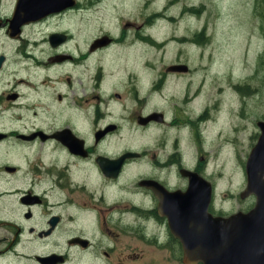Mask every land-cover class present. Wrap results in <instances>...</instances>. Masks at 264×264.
Returning <instances> with one entry per match:
<instances>
[{"label":"flooded vegetation","instance_id":"flooded-vegetation-1","mask_svg":"<svg viewBox=\"0 0 264 264\" xmlns=\"http://www.w3.org/2000/svg\"><path fill=\"white\" fill-rule=\"evenodd\" d=\"M98 1L0 0V264H189L167 218L186 190L207 183V212L227 215L204 156L181 147L203 142L208 107L194 112L190 85L166 89L190 67L130 68V47H162L153 15L83 32ZM135 132L141 147L125 142Z\"/></svg>","mask_w":264,"mask_h":264},{"label":"rangeland","instance_id":"rangeland-1","mask_svg":"<svg viewBox=\"0 0 264 264\" xmlns=\"http://www.w3.org/2000/svg\"><path fill=\"white\" fill-rule=\"evenodd\" d=\"M151 14L150 32L158 33L161 49L130 47L124 62L138 69L135 66L144 59L158 69L178 57L185 60L189 74L172 82L168 77L167 92H179L180 97L184 87L192 86L197 93L190 105L194 112L207 106L209 119L207 129L199 127L201 132L205 129L203 142L189 133L186 138L182 135L181 147L194 160L204 156L209 173L226 194L223 210L233 213L244 208L237 195L245 183L244 162L257 132L255 121L264 118V0H99L93 4V24L83 32H90L92 25L93 33L101 32L100 26L114 27L108 22L145 19ZM201 31L199 43L195 35ZM148 78L145 68L142 86ZM146 97L153 104L154 96ZM136 133L125 140L135 148L141 147ZM159 137L153 129L144 142L156 147Z\"/></svg>","mask_w":264,"mask_h":264},{"label":"water","instance_id":"water-1","mask_svg":"<svg viewBox=\"0 0 264 264\" xmlns=\"http://www.w3.org/2000/svg\"><path fill=\"white\" fill-rule=\"evenodd\" d=\"M255 125L258 134L245 158V183L239 194L240 198L252 195V207L213 216L207 212L210 188L204 183L202 194L192 195L187 189L181 201L186 208L177 207L175 219L167 217L172 235L181 243L185 263L264 264V120L255 121Z\"/></svg>","mask_w":264,"mask_h":264},{"label":"trees","instance_id":"trees-1","mask_svg":"<svg viewBox=\"0 0 264 264\" xmlns=\"http://www.w3.org/2000/svg\"><path fill=\"white\" fill-rule=\"evenodd\" d=\"M201 35L203 36V32L202 31L200 33H198V34L195 35V40L197 42H199V43H200V40H201Z\"/></svg>","mask_w":264,"mask_h":264}]
</instances>
